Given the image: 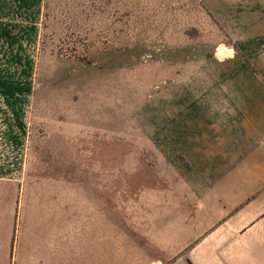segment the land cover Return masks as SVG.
<instances>
[{
	"label": "rangeland",
	"instance_id": "1",
	"mask_svg": "<svg viewBox=\"0 0 264 264\" xmlns=\"http://www.w3.org/2000/svg\"><path fill=\"white\" fill-rule=\"evenodd\" d=\"M240 65L264 73V0H0V77L29 88L22 195L65 193L67 251L98 225L109 252L129 203L177 186L176 128Z\"/></svg>",
	"mask_w": 264,
	"mask_h": 264
},
{
	"label": "crops",
	"instance_id": "2",
	"mask_svg": "<svg viewBox=\"0 0 264 264\" xmlns=\"http://www.w3.org/2000/svg\"><path fill=\"white\" fill-rule=\"evenodd\" d=\"M25 84L0 77V264H264L263 72L240 65L216 107L184 116L170 141L188 163L177 186L129 203L109 252L98 225L67 251L65 193L23 197Z\"/></svg>",
	"mask_w": 264,
	"mask_h": 264
},
{
	"label": "bare ground",
	"instance_id": "3",
	"mask_svg": "<svg viewBox=\"0 0 264 264\" xmlns=\"http://www.w3.org/2000/svg\"><path fill=\"white\" fill-rule=\"evenodd\" d=\"M218 51H219V54H223L225 50L224 49H219Z\"/></svg>",
	"mask_w": 264,
	"mask_h": 264
}]
</instances>
